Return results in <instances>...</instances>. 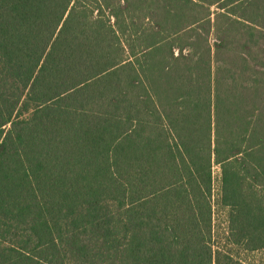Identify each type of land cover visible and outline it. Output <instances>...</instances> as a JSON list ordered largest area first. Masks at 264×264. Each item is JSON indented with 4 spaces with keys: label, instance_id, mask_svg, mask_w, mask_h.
Listing matches in <instances>:
<instances>
[{
    "label": "trees",
    "instance_id": "obj_1",
    "mask_svg": "<svg viewBox=\"0 0 264 264\" xmlns=\"http://www.w3.org/2000/svg\"><path fill=\"white\" fill-rule=\"evenodd\" d=\"M262 256L264 0H0V264Z\"/></svg>",
    "mask_w": 264,
    "mask_h": 264
},
{
    "label": "rangeland",
    "instance_id": "obj_2",
    "mask_svg": "<svg viewBox=\"0 0 264 264\" xmlns=\"http://www.w3.org/2000/svg\"><path fill=\"white\" fill-rule=\"evenodd\" d=\"M220 9L218 7L217 4H214V5H211L210 6V11L211 12H218ZM224 23L222 24L221 22L217 25V27L219 28L220 26L221 27H224ZM222 33V30L219 29V31L216 30V33L215 31H211L208 35V42L212 44L213 41L217 40V37L220 36ZM232 37V36H231ZM230 37V38H231ZM229 38V40H230ZM217 53V59L220 62V64L223 63V60H226V58H229V56L231 55L232 56V52L229 53L228 50H219V51H216ZM261 62V61H260ZM220 66V65H219ZM223 68V66H220V68ZM219 186H220V168L218 165H216L214 168H213V194H214V197H215V200L217 199V196H218V193H219ZM216 209H218V206L216 205ZM217 218V216H216ZM259 256V255H258ZM261 257V256H260ZM262 264H264V256H262L261 258V261Z\"/></svg>",
    "mask_w": 264,
    "mask_h": 264
}]
</instances>
